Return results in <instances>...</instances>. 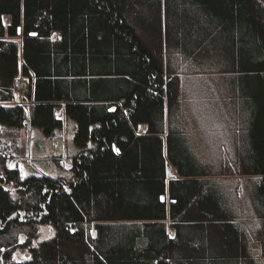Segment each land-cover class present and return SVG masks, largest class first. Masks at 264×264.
I'll return each instance as SVG.
<instances>
[{
  "label": "trees",
  "instance_id": "trees-1",
  "mask_svg": "<svg viewBox=\"0 0 264 264\" xmlns=\"http://www.w3.org/2000/svg\"><path fill=\"white\" fill-rule=\"evenodd\" d=\"M184 70L219 75L239 112L228 172L200 163L174 124ZM18 77L29 84L21 104ZM59 110L75 127L70 176L3 168L0 264H259L264 0H0V127L51 136ZM235 175L256 178L251 233L210 178ZM42 225L54 235L33 245Z\"/></svg>",
  "mask_w": 264,
  "mask_h": 264
},
{
  "label": "rangeland",
  "instance_id": "rangeland-1",
  "mask_svg": "<svg viewBox=\"0 0 264 264\" xmlns=\"http://www.w3.org/2000/svg\"><path fill=\"white\" fill-rule=\"evenodd\" d=\"M176 62L179 63V60L177 59ZM220 80L217 74L181 71V103L175 112L174 124L182 127L186 132L189 148L200 163L214 165V170L222 168L223 171L228 172L236 165L240 153L238 148L241 138L237 134L238 125H235L236 121H234L235 115L238 118L239 112L236 111L234 114V111L229 109V105L227 106L225 85ZM16 102L25 103L23 95L16 93ZM57 116L64 120L63 110H59ZM237 123L241 126L243 122ZM74 128L73 122L64 120L60 129L51 136H45L28 123L20 129L1 126L0 174L3 168H9L18 170L22 179L32 175L59 178L70 176L71 157L76 151L73 143ZM144 128L139 127L138 132L142 133ZM167 172L169 178L177 177L171 166H168ZM210 178L216 180V186L224 202L237 214L238 224L248 233L255 230L258 226V218L251 194L256 178L238 175ZM166 228L168 233L172 234L168 221ZM88 229L90 234L94 235V224L89 225ZM53 235L54 229L51 226L42 225L39 227L38 238L32 243L37 245ZM23 240V237L19 238V242ZM251 247L258 263L264 264L259 242H252ZM29 256L27 250H16L12 258L22 262Z\"/></svg>",
  "mask_w": 264,
  "mask_h": 264
},
{
  "label": "built area",
  "instance_id": "built-area-1",
  "mask_svg": "<svg viewBox=\"0 0 264 264\" xmlns=\"http://www.w3.org/2000/svg\"><path fill=\"white\" fill-rule=\"evenodd\" d=\"M14 90L16 93L25 95L29 91V84L21 79V77H18L14 81Z\"/></svg>",
  "mask_w": 264,
  "mask_h": 264
},
{
  "label": "crops",
  "instance_id": "crops-1",
  "mask_svg": "<svg viewBox=\"0 0 264 264\" xmlns=\"http://www.w3.org/2000/svg\"><path fill=\"white\" fill-rule=\"evenodd\" d=\"M22 63V62H21ZM21 79H23L24 81L26 80V79H24V78H22L21 77ZM144 127V126H143ZM144 131H145V128H144ZM144 131L142 132V133H140V134H143L144 133ZM232 131V130H231ZM237 192H238V189L236 190ZM239 192H240V190H239ZM236 216H237V214H236Z\"/></svg>",
  "mask_w": 264,
  "mask_h": 264
},
{
  "label": "bare ground",
  "instance_id": "bare-ground-1",
  "mask_svg": "<svg viewBox=\"0 0 264 264\" xmlns=\"http://www.w3.org/2000/svg\"><path fill=\"white\" fill-rule=\"evenodd\" d=\"M27 82V80H25ZM28 83V82H27ZM13 86H14V83H13ZM15 91V90H14Z\"/></svg>",
  "mask_w": 264,
  "mask_h": 264
},
{
  "label": "water",
  "instance_id": "water-1",
  "mask_svg": "<svg viewBox=\"0 0 264 264\" xmlns=\"http://www.w3.org/2000/svg\"><path fill=\"white\" fill-rule=\"evenodd\" d=\"M162 200H164V198H162Z\"/></svg>",
  "mask_w": 264,
  "mask_h": 264
}]
</instances>
